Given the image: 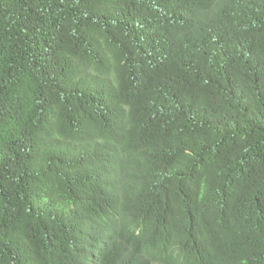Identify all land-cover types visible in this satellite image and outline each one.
<instances>
[{
    "label": "trees",
    "instance_id": "obj_1",
    "mask_svg": "<svg viewBox=\"0 0 264 264\" xmlns=\"http://www.w3.org/2000/svg\"><path fill=\"white\" fill-rule=\"evenodd\" d=\"M0 264H264V0H0Z\"/></svg>",
    "mask_w": 264,
    "mask_h": 264
}]
</instances>
